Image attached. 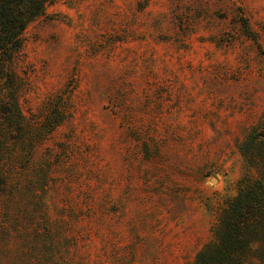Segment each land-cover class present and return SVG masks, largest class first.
Instances as JSON below:
<instances>
[{"label":"rangeland","instance_id":"1","mask_svg":"<svg viewBox=\"0 0 264 264\" xmlns=\"http://www.w3.org/2000/svg\"><path fill=\"white\" fill-rule=\"evenodd\" d=\"M13 67L0 264H191L264 126V0H50Z\"/></svg>","mask_w":264,"mask_h":264},{"label":"trees","instance_id":"2","mask_svg":"<svg viewBox=\"0 0 264 264\" xmlns=\"http://www.w3.org/2000/svg\"><path fill=\"white\" fill-rule=\"evenodd\" d=\"M49 1L0 0V132L21 117L20 79L13 62L22 49V32ZM241 21L244 33L255 39L247 20ZM238 148L247 170L218 213L213 240L196 252L191 264H264V126L249 132Z\"/></svg>","mask_w":264,"mask_h":264}]
</instances>
